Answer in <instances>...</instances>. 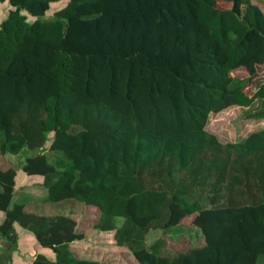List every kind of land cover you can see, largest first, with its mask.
Segmentation results:
<instances>
[{
    "label": "trees",
    "instance_id": "obj_1",
    "mask_svg": "<svg viewBox=\"0 0 264 264\" xmlns=\"http://www.w3.org/2000/svg\"><path fill=\"white\" fill-rule=\"evenodd\" d=\"M59 1L0 0L10 6L0 23V154L28 150L21 170L42 177L46 200L97 209L94 229L113 232L136 264H258L264 127L227 143L206 127L231 107L264 121V82L249 95L248 80L230 75L246 66L253 78L264 66L260 3L68 0L48 15ZM80 22L103 56L68 45ZM136 42L149 53L109 51ZM167 49L172 59L162 55ZM47 153L61 156L52 165ZM15 178L14 169L0 170V234L12 235L17 223L55 253V261L38 256L34 264H111L72 256L69 244L84 237L73 219L10 209ZM185 217L202 245L160 256L166 241L149 243L148 236Z\"/></svg>",
    "mask_w": 264,
    "mask_h": 264
},
{
    "label": "rangeland",
    "instance_id": "obj_2",
    "mask_svg": "<svg viewBox=\"0 0 264 264\" xmlns=\"http://www.w3.org/2000/svg\"><path fill=\"white\" fill-rule=\"evenodd\" d=\"M260 1V0H259ZM258 0L256 2H259ZM68 0H61L59 2L53 3L50 5V10L48 11V15L52 16L56 11L64 8ZM89 7V6H88ZM10 6L8 2H0V23L2 20L5 19L6 14ZM27 19V22L31 23L35 20L34 17L26 13L25 11L21 12ZM87 25L83 22H80L76 31L71 33V36L68 37L67 42L68 45L76 52L82 54H89L94 53L98 55H102L105 53L102 48L91 38L86 37ZM154 44L153 42H151ZM132 43H128V45L124 46L123 48H113L110 49V52H115L120 54L121 56H126L134 52L144 51L141 46L140 42H136L135 44L131 45ZM147 49V48H146ZM147 52V51H144ZM163 56H167L169 54L170 58L172 59V55L169 52V49L165 51H161ZM149 53V52H147ZM150 57H152L150 55ZM157 64L161 66L168 65V62H159L156 60L155 56L152 58ZM176 59H184V58H176ZM255 75L253 78L250 77V72L246 66H241L235 70H233L230 75L235 78L236 80H248V83L244 85L245 91L251 95L253 94L260 83L264 82V66L256 67ZM258 102L254 103V107H257ZM248 112L247 109H243L240 107H231L219 114L213 115L209 117V121L207 124V131L216 135L217 138L222 143L227 142H236L248 134L258 131L264 127L263 120H252L246 118V113ZM53 138V134L50 133L48 135V142L45 148L49 145V142ZM33 154V153H32ZM48 157L50 158V163H53L57 158H60L61 154L57 153H47ZM31 154L28 150H23L17 155L11 154H0V157H4L8 160L10 165L18 170L20 167L23 166L25 163V159L29 157ZM53 162V163H52ZM21 176V173H20ZM46 196V191L44 190L43 195ZM41 195L38 196L40 198ZM27 199H33L31 195H27ZM52 209L51 210H38L34 208L35 213H46L48 216L53 215H61V216H69L70 213H75L73 216L80 219L79 225H82V221L85 218V208H87L83 203L75 201V200H64L61 202L51 203ZM30 206H25L24 211H33L31 210ZM91 211V210H90ZM91 212H89L90 214ZM92 218V217H90ZM93 219V218H92ZM79 221V220H78ZM122 219H119L121 222ZM192 221V217H185L181 220V222L172 227L168 232L160 234L159 231L152 232L148 237L149 243H153V241L159 237H162L166 244L164 248L161 249L159 255L165 258H172L180 253H184L189 249L197 248L203 243V237L201 232L194 226L190 225ZM77 226V223H76ZM79 227V226H78ZM80 228V227H79ZM108 251V250H107ZM112 252V253H111ZM114 252V254H113ZM103 261H110L112 264H131L130 261L133 262V257L127 249L118 247L113 251H109L108 253L105 251ZM258 264H264V259L261 258Z\"/></svg>",
    "mask_w": 264,
    "mask_h": 264
},
{
    "label": "crops",
    "instance_id": "obj_3",
    "mask_svg": "<svg viewBox=\"0 0 264 264\" xmlns=\"http://www.w3.org/2000/svg\"><path fill=\"white\" fill-rule=\"evenodd\" d=\"M259 3L264 10V0H260ZM10 168L14 169L7 159L1 156L0 170L6 171ZM21 168L22 167L18 170L14 169L16 172V178L9 208L11 209L13 205L18 204L22 205L25 210V206H30L33 208L31 209L33 211L25 212L48 216L46 213H35L34 211V208H37L38 210L44 208V210L49 211L54 207L51 205L52 202L46 200L47 193L46 196H42L44 190L46 191L42 185V177L28 176L21 170ZM27 195H31L33 199L26 200L25 197ZM39 195H41L40 198H38ZM85 211V218L83 219L81 226L79 225L80 219H76V217L73 216L75 213H70L69 216H66L77 223L76 232L81 233L84 236L82 240L70 243L68 250L77 260L107 262L112 264V262L103 261V259L105 257V251L108 253L110 250L113 251L118 248L113 241V232H101L95 230L93 226L98 219V210L93 207H87L85 208ZM89 212L91 213L89 214ZM5 219L6 213L0 211V225ZM38 256H43L51 262L55 261V253L49 248H43L36 241L34 235L30 231L22 228L17 223L13 224L12 235L4 236L0 234V264H34V261ZM130 263L136 264L134 258L133 262L130 261Z\"/></svg>",
    "mask_w": 264,
    "mask_h": 264
}]
</instances>
